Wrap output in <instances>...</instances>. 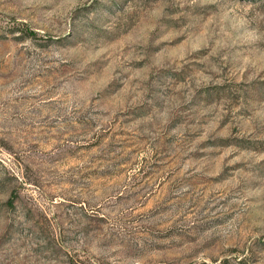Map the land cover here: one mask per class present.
Here are the masks:
<instances>
[{"label":"rangeland","instance_id":"374dc122","mask_svg":"<svg viewBox=\"0 0 264 264\" xmlns=\"http://www.w3.org/2000/svg\"><path fill=\"white\" fill-rule=\"evenodd\" d=\"M0 264H264V0H0Z\"/></svg>","mask_w":264,"mask_h":264}]
</instances>
